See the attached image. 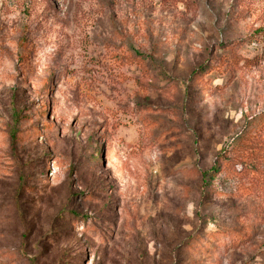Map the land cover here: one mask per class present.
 <instances>
[{
  "label": "rangeland",
  "instance_id": "obj_1",
  "mask_svg": "<svg viewBox=\"0 0 264 264\" xmlns=\"http://www.w3.org/2000/svg\"><path fill=\"white\" fill-rule=\"evenodd\" d=\"M0 264H264V0H0Z\"/></svg>",
  "mask_w": 264,
  "mask_h": 264
}]
</instances>
